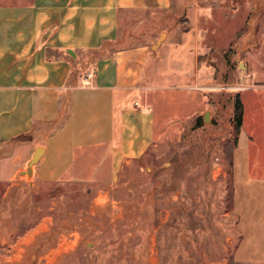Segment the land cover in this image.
<instances>
[{"label": "rangeland", "instance_id": "rangeland-1", "mask_svg": "<svg viewBox=\"0 0 264 264\" xmlns=\"http://www.w3.org/2000/svg\"><path fill=\"white\" fill-rule=\"evenodd\" d=\"M198 4L207 12L194 23L198 59L210 82L193 85V51L173 50L190 76L169 67L154 109L164 126L144 160L116 180L34 189L23 174L9 190L0 182V264H236V219L224 214L232 208L237 96L253 143L235 152V180L264 189V0ZM174 24L189 25L178 18L165 29Z\"/></svg>", "mask_w": 264, "mask_h": 264}, {"label": "crops", "instance_id": "crops-1", "mask_svg": "<svg viewBox=\"0 0 264 264\" xmlns=\"http://www.w3.org/2000/svg\"><path fill=\"white\" fill-rule=\"evenodd\" d=\"M14 1L0 0V182L8 190L37 148L42 154L27 184L34 189L116 180L144 160L164 126L154 109L169 67L174 77L190 76L176 48L193 51L191 83L210 82L198 59L194 23L207 13L198 0ZM178 18L189 28L165 29ZM252 143L242 118L232 149L231 214H224L236 219V264H264V189L255 179L235 180V152Z\"/></svg>", "mask_w": 264, "mask_h": 264}, {"label": "water", "instance_id": "water-1", "mask_svg": "<svg viewBox=\"0 0 264 264\" xmlns=\"http://www.w3.org/2000/svg\"><path fill=\"white\" fill-rule=\"evenodd\" d=\"M165 37H166V33H162L160 35V37L157 39L155 44L152 45V47H151V50L153 52H155L157 50V48L160 46V44L164 41ZM203 121L204 122H209L210 121L209 113H205V115L203 116ZM41 154H42V149L41 148H37L35 150L34 154L32 155L31 159L27 163L26 170L23 172V174L30 175L32 167L37 164L38 160L41 157Z\"/></svg>", "mask_w": 264, "mask_h": 264}, {"label": "trees", "instance_id": "trees-1", "mask_svg": "<svg viewBox=\"0 0 264 264\" xmlns=\"http://www.w3.org/2000/svg\"><path fill=\"white\" fill-rule=\"evenodd\" d=\"M242 118H243V105L239 97L237 96L234 101V115H233V121L237 131L240 129L242 125Z\"/></svg>", "mask_w": 264, "mask_h": 264}]
</instances>
